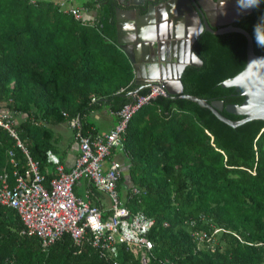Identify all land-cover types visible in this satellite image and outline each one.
<instances>
[{
	"label": "trees",
	"instance_id": "trees-1",
	"mask_svg": "<svg viewBox=\"0 0 264 264\" xmlns=\"http://www.w3.org/2000/svg\"><path fill=\"white\" fill-rule=\"evenodd\" d=\"M246 1L250 12L234 24L248 32L253 52L264 55V0ZM96 2V20L85 24L49 1L0 0V110L10 115L41 174L54 146L49 125L77 118L74 133H91L83 116L102 106L116 115L138 86L115 40L116 2ZM245 44L238 32L201 31L191 44L201 65L184 66L182 92L241 103L239 89L220 82L243 68ZM146 91L139 87L136 93ZM220 114L242 117L224 109ZM122 137L118 199L153 224L146 234L152 257L141 263L119 246L120 264H264L263 120L231 127L191 100L157 96L132 114ZM25 169V154L0 126V172L12 185L13 172ZM21 227L16 212L0 205V264H110L86 242L72 244L67 234L42 248L36 237L19 234ZM193 229L210 240L198 246Z\"/></svg>",
	"mask_w": 264,
	"mask_h": 264
},
{
	"label": "built area",
	"instance_id": "built-area-1",
	"mask_svg": "<svg viewBox=\"0 0 264 264\" xmlns=\"http://www.w3.org/2000/svg\"><path fill=\"white\" fill-rule=\"evenodd\" d=\"M63 11L69 12L75 19L80 18L77 8ZM144 87H147L144 93H129L131 101L119 108L115 123L106 133L83 135L77 128L74 136L78 155L68 170L63 169L54 154L46 151L45 159L54 167V175L46 184L36 162L26 154L11 128L10 115L6 111L0 112V126L15 138L16 146L26 156V169L23 174L13 172L12 185L8 184L6 174L0 172V205L12 208L18 215L22 225L19 234L36 237L42 248L67 234L72 244L81 246L82 242H86L99 256L107 257L110 264H120L117 260L119 246L130 251L141 263H146L152 257V243L146 234L153 219L140 210L129 211L119 201L115 185L120 178L121 163L108 158L106 165H103L113 150L122 149V135L132 114L155 97L165 96L161 83H149ZM68 124L78 126L77 118L69 119ZM8 155L11 156L12 152L8 151ZM9 160L12 161V158ZM81 177L108 197L110 213L106 217L102 216L100 207L72 193L74 182ZM130 191L132 194L138 193L135 187H131ZM189 223L192 225L193 222ZM189 233L198 246L211 238L204 230L193 229Z\"/></svg>",
	"mask_w": 264,
	"mask_h": 264
},
{
	"label": "water",
	"instance_id": "water-1",
	"mask_svg": "<svg viewBox=\"0 0 264 264\" xmlns=\"http://www.w3.org/2000/svg\"><path fill=\"white\" fill-rule=\"evenodd\" d=\"M130 1V0H126ZM145 0H142V2ZM229 0H146L147 4L142 6L139 10L137 7H130L122 9L121 6L115 8L116 26H119L120 18L118 14L122 11L133 13L134 19L137 20L140 17H150L153 10H158L157 20L160 24L152 23L151 25H144L141 28L137 26L131 31L132 39L135 38L136 42L133 44L135 54L143 52L144 55L159 54V59H147L145 56L139 59L138 56H129L128 46L119 45L121 50L126 54L128 60L132 64L135 78L134 84L138 85L134 90L130 91V95L134 94L139 87H144L149 83H161L165 89V96L171 98H185L191 100L201 107L207 108L211 113L221 122L235 127L245 121L251 119H261L264 121V55L255 54L252 48V40L247 31L243 28L233 26L230 22L233 21L235 16L244 15L250 12L252 3L250 1L243 2L238 1L235 3V10L232 12V17L224 19L223 21L211 22V19L219 20L222 16L230 13L229 3H225ZM132 4H137L131 1ZM164 8V10H163ZM185 11H194L193 16L185 17V27L190 23L191 32L189 34L190 39L185 44V48L181 50L179 48L180 41L177 43L178 47H174L173 42L174 35L182 29H172L170 18L173 15H181ZM139 11H143L140 14ZM132 18V17H131ZM182 19V17H181ZM161 20V21H160ZM163 20H165L163 22ZM166 23V24H164ZM219 25L221 28L213 30L211 26ZM163 26L162 32L159 27ZM189 27V26H188ZM119 29L116 28V39L121 44ZM167 33L164 32L165 31ZM201 30L208 31L212 34H222L225 32H238L245 38V63L243 68L234 74L230 78H226L220 82L222 87L232 86L239 89L240 95L243 99L239 104H225L223 105L221 100L206 101L203 98L190 95L182 92V85L180 82V74L185 65L200 66L201 61L198 56L193 52L191 44L195 37L201 32ZM181 35V33L179 34ZM120 41V42H119ZM178 48V53L184 52L185 60L182 62L166 61L164 56L169 52L173 56ZM175 50V51H173ZM152 57V56H151ZM160 68V71H159ZM147 83V84H145ZM145 84V85H143ZM224 109L226 112L242 117L238 120H230L220 114V110Z\"/></svg>",
	"mask_w": 264,
	"mask_h": 264
},
{
	"label": "crops",
	"instance_id": "crops-1",
	"mask_svg": "<svg viewBox=\"0 0 264 264\" xmlns=\"http://www.w3.org/2000/svg\"><path fill=\"white\" fill-rule=\"evenodd\" d=\"M45 1L58 4V6L62 10L69 9V8L79 9V14H80L79 19L82 23L91 24L92 22L96 20L97 10H98V3L96 2V0H45ZM117 1L119 0H115L116 6H119L120 4ZM128 2L129 1H127V3L125 2L124 3L128 4ZM120 6L124 10L127 8H130L129 6H126V7L122 5ZM139 12L140 14L143 13V11H139ZM157 13H158V10L156 9L152 11L151 18L144 17V16L138 18L137 25H136V20L134 19L133 13H128L126 11L120 12L118 14L120 18L119 26H116L115 23L117 19L115 18L114 25H115L116 43L118 45L124 44V46H128L127 53L129 54V56L135 58V55H136L138 56L139 59H142L144 57L143 56L142 58H140L142 55H144L143 52H139V54H135L133 44L136 42V39L135 38L132 39L131 31L134 30V27L136 26L138 28H141L144 25H151L152 23L155 26V23L156 22L158 23ZM161 22H159L158 24H160ZM116 28L119 29L118 32L120 34V38H118V40L121 41V42L119 41L121 44H119L116 39ZM174 41L175 39L173 38V42ZM148 54L149 52L145 54V57H147ZM169 55H170V52H169ZM129 64L131 65V68H132V64L130 61H129ZM159 71H160V68H159ZM132 73H133V80H134L135 75H134L133 68H132ZM0 112H4V110L1 109ZM116 119H117V115L112 114L105 106H102V107H99L98 109L90 110L88 113H86L82 118V122L83 124H86L88 130L91 131L90 134L96 135V134L106 133L111 128V126L115 123ZM48 127L52 132L51 138H52L54 146H53V149H50L47 151L54 154L58 158L64 170H68L70 167H72L78 155L77 140L74 136V128L68 125V122L66 121H62L54 125H49ZM108 158L117 159L121 163V171H120V174H121V172L124 171L125 167L122 166L123 162H122V156L120 154V150L118 149L113 150L111 154L108 157H106L105 161L103 162L104 166L106 165V160ZM42 175H44L45 179H50L54 175V167L52 163H50L49 161H46L45 165L43 166ZM72 193L75 196L88 200L89 203L100 207L103 217H106V215L110 213L108 209L110 203H109V199L106 196V194H104L103 192L99 190H96L91 185V183L88 182L86 178L81 177L74 182L72 186Z\"/></svg>",
	"mask_w": 264,
	"mask_h": 264
},
{
	"label": "flooded vegetation",
	"instance_id": "flooded-vegetation-1",
	"mask_svg": "<svg viewBox=\"0 0 264 264\" xmlns=\"http://www.w3.org/2000/svg\"><path fill=\"white\" fill-rule=\"evenodd\" d=\"M131 1H134V2H136L137 4H132V2ZM212 1H217V0H212ZM238 1H243V2H247L246 0H229V1H225V3H229L230 4V6H229V9H230V13H228V14H226L225 16H222L219 20H217V19H211V22H213V23H216L217 21H223L224 19L226 20L227 18H230V17H232V16H234V15H232V12H234L233 10H235L233 7H235L234 5H235V3H237ZM120 5H122V6H124V7H126V6H129V7H137L139 10L141 9V7L142 6H145L146 4H147V2H146V0L145 1H143L142 2V0H130L129 2H128V4H125V3H127V1L126 0H119V1H117ZM125 2V3H124ZM119 5V6H120ZM236 8V7H235ZM193 14H194V11H192V10H190V11H185L184 10V13H182V16L181 15H179V14H177V15H173L171 18H170V24L169 25H171V27H172V29L174 28V29H178V31H179V29H181V27H182V29L178 32V34L176 33V35H174V39H175V45H174V47L176 46V47H178L177 46V43H179V41H180V45H179V48L181 49V50H183L184 48H185V44L187 43V41L190 39V36H189V34H190V32H191V25H190V23H187L188 25H186V27H185V17H187V16H193ZM241 15H239V16H235L234 18H233V21L232 22H230L233 26H237V25H235L234 24V22H235V20L238 18V17H240ZM181 17H182V19H181ZM165 20H163V22H164ZM164 24H166V23H164ZM189 26V27H188ZM238 27V26H237ZM160 28V32H162V28H163V26L161 27H159ZM211 28L213 29V30H216V29H219V28H221V26H219V25H214V26H211ZM201 31H203V30H201ZM164 32V35H165V33H167L166 32V30L165 31H163ZM181 33V35H179ZM194 41V40H193ZM143 56H145V55H142L140 58H142ZM152 56V57H151ZM147 59H159V54L157 53V54H148L147 55V57H146ZM164 59L166 60V61H173V62H182V61H184L185 60V57H184V52H179L178 53V48H177V50H176V53L174 52L173 53V56H171V55H169V54H166L165 56H164ZM145 84H147V83H145ZM145 84H143V85H145Z\"/></svg>",
	"mask_w": 264,
	"mask_h": 264
},
{
	"label": "rangeland",
	"instance_id": "rangeland-1",
	"mask_svg": "<svg viewBox=\"0 0 264 264\" xmlns=\"http://www.w3.org/2000/svg\"><path fill=\"white\" fill-rule=\"evenodd\" d=\"M90 119V118H89ZM133 257H134V255H133Z\"/></svg>",
	"mask_w": 264,
	"mask_h": 264
}]
</instances>
